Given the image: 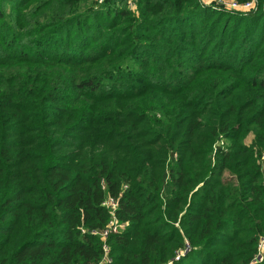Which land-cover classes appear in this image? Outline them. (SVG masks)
<instances>
[{
  "label": "trees",
  "instance_id": "obj_1",
  "mask_svg": "<svg viewBox=\"0 0 264 264\" xmlns=\"http://www.w3.org/2000/svg\"><path fill=\"white\" fill-rule=\"evenodd\" d=\"M257 1L0 0V264H264Z\"/></svg>",
  "mask_w": 264,
  "mask_h": 264
},
{
  "label": "built area",
  "instance_id": "obj_2",
  "mask_svg": "<svg viewBox=\"0 0 264 264\" xmlns=\"http://www.w3.org/2000/svg\"><path fill=\"white\" fill-rule=\"evenodd\" d=\"M200 4L202 5H210L212 7H215L217 9H223L227 11H234V12H245L248 10H251L252 8L257 6L258 1L257 0H246V1H237V0H198ZM98 3L103 2V0H97ZM134 3H132L133 5ZM104 188V185H103ZM102 205L106 207L110 212V220L107 224L106 229L102 232L101 236L106 238V236L109 234V232H116L119 229L123 228L125 224H119L117 222L116 216H115V209L117 207V200L113 197H106ZM94 233H98L97 231H93ZM103 249L105 252V257L107 261H110V259L107 256L108 253V245L106 243L103 244ZM258 249L260 251H263L264 249V239L259 243ZM179 253V252H178ZM261 259V252H259L255 260Z\"/></svg>",
  "mask_w": 264,
  "mask_h": 264
},
{
  "label": "rangeland",
  "instance_id": "obj_3",
  "mask_svg": "<svg viewBox=\"0 0 264 264\" xmlns=\"http://www.w3.org/2000/svg\"><path fill=\"white\" fill-rule=\"evenodd\" d=\"M134 1H135V0H128V4H129L130 7H133V6H132V3H133ZM237 1H238V0H237ZM263 6H264V4L261 5V7H263ZM213 8H214V9H217V8H215V7H213ZM256 8H257V6L254 7V8H252L251 10H253V9L255 10ZM217 10H218V9H217ZM248 11H249V10H248ZM232 12H234V11H232ZM246 12H247V11H245V12H240V11H238V13H246ZM250 140H251V134H249V135L245 138V142H246V143H249ZM218 143H219V145H222V140L219 141ZM262 239H264V238H262ZM262 239H261V241H262ZM261 241H260V242H261ZM260 242H259V243H260ZM259 252L262 253V251H260V250H259Z\"/></svg>",
  "mask_w": 264,
  "mask_h": 264
}]
</instances>
